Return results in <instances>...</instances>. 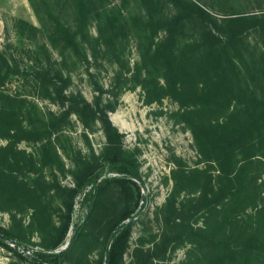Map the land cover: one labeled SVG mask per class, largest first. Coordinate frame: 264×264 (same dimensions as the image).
<instances>
[{
	"label": "rangeland",
	"instance_id": "1",
	"mask_svg": "<svg viewBox=\"0 0 264 264\" xmlns=\"http://www.w3.org/2000/svg\"><path fill=\"white\" fill-rule=\"evenodd\" d=\"M193 5L204 13L192 11ZM180 10L184 12L180 22L172 23ZM230 17H240L249 25L226 44L223 35ZM260 24L264 25V0H0V107L11 109L22 130L30 133L13 145L0 137V175L14 177L38 195L33 207L20 208L16 203L14 208L12 201L2 202L0 226L13 229L9 218L13 214L24 227L19 234L23 243L53 239L69 189L90 169L89 184L73 197L64 235L70 239L74 224L90 207V183L116 175L103 158L105 138L95 112L99 108L120 133L123 154L137 166L139 193L146 203L133 218L121 264H211L192 243H177L174 238L164 243L165 236L180 235L184 223L193 229L204 227L202 210L193 211L198 191H180L172 198L175 210L166 202L173 184L170 171L178 159L185 170L207 168L212 185L233 187L236 181L216 177L215 163L198 152L189 125L173 115L184 109L180 98L165 95L159 101H146L152 80L146 77L143 54L166 45L172 34L174 57L180 56L183 44L194 42L200 45L195 47L197 58L205 52L201 37L209 29L221 40L214 47L220 62L215 69L231 80L233 88L227 112L241 107L238 118L258 115L254 127L261 130L264 31ZM152 73L160 84L165 82L162 66ZM235 123L234 117L230 124ZM253 153L263 166L250 168L256 175L254 192L241 193L233 207L236 217L264 207V136L254 144ZM130 187L132 205L135 188ZM97 200L94 214L84 220V231L100 240L105 219L120 210L123 196L111 182ZM39 203L43 207L37 209ZM140 203L138 198L135 207ZM83 247L88 262L99 264L103 246L93 242ZM139 248L142 252L136 251ZM151 251L154 255L147 258L144 253ZM261 256L256 255L264 264ZM10 261H17L15 255L0 247V264ZM17 264L33 263L26 258Z\"/></svg>",
	"mask_w": 264,
	"mask_h": 264
},
{
	"label": "trees",
	"instance_id": "2",
	"mask_svg": "<svg viewBox=\"0 0 264 264\" xmlns=\"http://www.w3.org/2000/svg\"><path fill=\"white\" fill-rule=\"evenodd\" d=\"M190 8L197 13H204L196 5ZM183 15L184 12L180 10L171 22H180ZM247 25L249 24L240 17L227 19L223 35L224 42L226 44L234 42ZM259 28L264 31L263 24H260ZM201 38V46L205 47V52L197 58H195V47L200 45L194 42L183 44L179 51L180 56L174 57L172 55L174 50L172 34L166 45L159 44L143 54L146 77L152 80V84L146 90V101H159L165 95L175 96V99L180 98L184 109L175 111L173 115L189 125L198 152L215 163L216 177H224L228 181L233 178L236 182L233 183L235 185L233 187L212 185V176L207 172V168L185 170L176 159L175 168L170 171L173 184L170 197L166 202L175 210L172 198H175L180 191H198V195L193 198L196 202L193 211L202 210L204 227L193 229L188 223H184L179 230L180 235H167L164 243L169 242L170 238L176 239L177 243L182 241L192 243L195 249L198 248L203 250L201 252H205L203 258L211 264H263V260L258 261L256 255H264V207L256 209L253 215L246 214L237 217L233 213V207L235 202L243 196L241 194L243 191L246 194L254 192L256 175L250 168L253 164L263 166L262 161L255 157L253 150L254 144L264 136V127L261 130L254 127L258 115L248 117V119L238 118L237 112L242 109L241 107L227 112L228 93L230 89H233L230 85L231 80L228 81L215 69L216 64L220 62L218 51L214 47H217L216 44H219L221 40L209 29ZM226 61L229 64L230 60ZM161 66L167 74L163 84H160L152 73ZM82 102L84 108H89L87 102L83 100ZM95 112H97L96 119L101 124L105 138L103 158L107 162L106 168L115 170L116 175L104 176L98 181L94 179L90 183V207L82 221L74 224L67 246L57 252L53 250L63 240L71 221L73 197L80 188L89 184L90 169L82 172L77 177L75 187L69 189V200L64 204L63 219L53 239L48 236L42 238L39 243H23L19 239V234L24 227L20 220L15 219V215L10 214L13 229L0 226V247L11 251L17 261H25L26 257L9 246V242L15 246L38 247L34 250L33 257L28 258L33 264H90L86 250L81 247L83 244L98 242L104 248V264H121L122 254L128 246L127 241L133 218L145 206L146 203L143 200L145 197L139 193L141 181L134 160L123 154L120 133L111 124L103 109L98 108ZM218 114H222L220 123L222 126L218 124L220 118ZM234 117L236 123L230 124ZM216 126L221 127V130L217 131ZM0 132H2L0 137L7 138L9 145L30 136V133L22 130L20 121L13 111L5 107H0ZM5 178L7 177L0 175V205L7 199L12 201L14 208H17L16 203L20 208L24 205L30 207L35 205L38 195L31 188L20 184L14 177ZM111 182L119 186L123 196V205L116 214L105 219L101 228L102 238L98 240L95 233L84 231V220L94 214V210L99 205L97 200L99 192ZM131 184L135 188V199L132 205ZM138 198L141 203L136 208ZM42 207L41 203L37 204V209ZM136 251L142 252L141 248ZM144 254L150 258L154 252ZM102 259L99 264H102ZM17 261H10L8 264H17Z\"/></svg>",
	"mask_w": 264,
	"mask_h": 264
},
{
	"label": "built area",
	"instance_id": "3",
	"mask_svg": "<svg viewBox=\"0 0 264 264\" xmlns=\"http://www.w3.org/2000/svg\"><path fill=\"white\" fill-rule=\"evenodd\" d=\"M68 234V233H67ZM68 244V237L64 238L61 243L53 250L54 252H57L59 250L64 249ZM9 246L12 248H15V251L26 258H31L33 257L34 250L38 249V247L33 246V247H22V246H15L13 243L9 242Z\"/></svg>",
	"mask_w": 264,
	"mask_h": 264
},
{
	"label": "water",
	"instance_id": "4",
	"mask_svg": "<svg viewBox=\"0 0 264 264\" xmlns=\"http://www.w3.org/2000/svg\"><path fill=\"white\" fill-rule=\"evenodd\" d=\"M105 253V252H104ZM104 262H105V257H103V259H102V264H104Z\"/></svg>",
	"mask_w": 264,
	"mask_h": 264
}]
</instances>
